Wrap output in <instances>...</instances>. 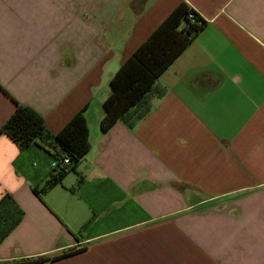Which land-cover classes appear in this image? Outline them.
Wrapping results in <instances>:
<instances>
[{
	"label": "crops",
	"instance_id": "0c3cea01",
	"mask_svg": "<svg viewBox=\"0 0 264 264\" xmlns=\"http://www.w3.org/2000/svg\"><path fill=\"white\" fill-rule=\"evenodd\" d=\"M182 1L207 25L149 113L102 132L108 77ZM134 2L0 0V127L15 101L53 133L88 104L91 144L40 196L52 155L0 135V199L24 212L0 263L264 264V0Z\"/></svg>",
	"mask_w": 264,
	"mask_h": 264
},
{
	"label": "trees",
	"instance_id": "16d2710c",
	"mask_svg": "<svg viewBox=\"0 0 264 264\" xmlns=\"http://www.w3.org/2000/svg\"><path fill=\"white\" fill-rule=\"evenodd\" d=\"M206 25L207 20L203 15L185 1L179 3L163 19L121 63L109 80L110 92L102 103L103 117L100 121L102 132L109 131L118 121L133 127L149 113V99L158 78ZM0 89L4 90L1 85ZM4 92L8 94L7 91ZM15 105L13 113L0 127V135L8 136L20 150L34 143L38 144L59 162L53 167L43 185L40 188H33V191L41 196L60 184L70 171H75L89 152L90 131L85 115L88 104L78 110L56 133L46 127L43 117L34 108L17 101ZM65 157L69 158L68 164L63 163ZM81 180L80 177L78 184ZM23 215V210L11 194L6 193L0 199V242L22 220ZM69 254L38 256L0 264H41Z\"/></svg>",
	"mask_w": 264,
	"mask_h": 264
},
{
	"label": "built area",
	"instance_id": "2783aa9c",
	"mask_svg": "<svg viewBox=\"0 0 264 264\" xmlns=\"http://www.w3.org/2000/svg\"><path fill=\"white\" fill-rule=\"evenodd\" d=\"M58 161L57 160H55V159H53V161H52V167H56L57 165H58ZM63 163H65V164H68L69 163V158H64L63 159Z\"/></svg>",
	"mask_w": 264,
	"mask_h": 264
},
{
	"label": "rangeland",
	"instance_id": "374dc122",
	"mask_svg": "<svg viewBox=\"0 0 264 264\" xmlns=\"http://www.w3.org/2000/svg\"><path fill=\"white\" fill-rule=\"evenodd\" d=\"M112 60H114V59H112ZM112 60H111L110 62H112ZM109 66H110V65H109V63H108V65H107V70H108ZM114 73H115V72H114ZM114 73L110 74V76H109L108 79H107L108 86H109V80L111 79V77L113 76Z\"/></svg>",
	"mask_w": 264,
	"mask_h": 264
}]
</instances>
